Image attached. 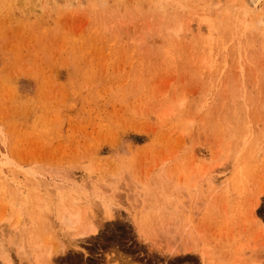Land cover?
<instances>
[{
    "label": "rangeland",
    "instance_id": "rangeland-1",
    "mask_svg": "<svg viewBox=\"0 0 264 264\" xmlns=\"http://www.w3.org/2000/svg\"><path fill=\"white\" fill-rule=\"evenodd\" d=\"M244 1L0 0V264H264Z\"/></svg>",
    "mask_w": 264,
    "mask_h": 264
},
{
    "label": "bare ground",
    "instance_id": "bare-ground-1",
    "mask_svg": "<svg viewBox=\"0 0 264 264\" xmlns=\"http://www.w3.org/2000/svg\"><path fill=\"white\" fill-rule=\"evenodd\" d=\"M260 1L261 0H245L244 2H243V14H249V13H254V12H256V11H258L259 9H261L260 7L263 5V3L262 4H260ZM8 221V220H7ZM66 222H69L70 223V221H69V219H66ZM67 224V223H66ZM71 224V223H70ZM76 224V223H75ZM73 225V224H72ZM90 231H92V230H90ZM94 231V230H93ZM50 254L51 253H49V251H48V253H47V256L49 257L50 256ZM7 264H10V263H7Z\"/></svg>",
    "mask_w": 264,
    "mask_h": 264
}]
</instances>
